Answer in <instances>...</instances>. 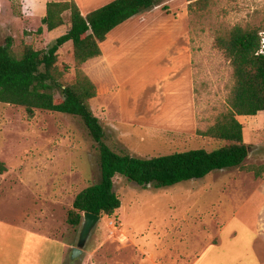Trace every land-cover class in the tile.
I'll return each instance as SVG.
<instances>
[{"label":"rangeland","instance_id":"374dc122","mask_svg":"<svg viewBox=\"0 0 264 264\" xmlns=\"http://www.w3.org/2000/svg\"><path fill=\"white\" fill-rule=\"evenodd\" d=\"M45 1L33 0L29 12L23 0H0V44L12 38L15 53L25 41L47 51L67 26L37 33ZM189 3L159 0L156 5H161L158 15L165 18L163 26L178 32L179 46L191 34L195 98L184 114L177 111L181 104L176 108V103L157 97L149 101L145 92L131 93L141 88V77L152 80L163 75L146 69L143 58L151 40L143 37L149 23L144 18L142 28L132 22L112 32L101 43L102 55L83 65L98 90L91 107L105 127L107 144L118 152L150 158L197 148L211 151L220 145L197 133L214 123L233 84L231 68L213 47V40L218 30L237 24L264 27V0H208L205 8L193 11ZM162 17L157 19L160 25ZM58 53L57 64L61 69L67 66L64 80L70 82L75 76L72 42ZM132 76L138 80L136 87ZM239 120L250 149L242 167L214 170L201 179L159 188L115 176L114 190L122 202L117 215L128 235L145 246L154 245L168 239V229L179 224L192 253L205 248L208 235L219 243L215 245L217 264H264V173L257 177L252 169L264 167V112ZM100 178L97 144L80 118L37 110L28 119L23 107L0 103V242L18 234L21 240L44 241L51 234L52 239L56 236L76 246L83 220L79 226L68 224V212L76 195ZM198 220L209 223L207 232ZM108 225L116 234L118 217L102 218L93 239L108 231ZM51 248L42 250L54 253ZM57 250L61 251V245ZM33 251L27 248L28 255Z\"/></svg>","mask_w":264,"mask_h":264},{"label":"trees","instance_id":"16d2710c","mask_svg":"<svg viewBox=\"0 0 264 264\" xmlns=\"http://www.w3.org/2000/svg\"><path fill=\"white\" fill-rule=\"evenodd\" d=\"M189 11L205 8L208 0H188ZM159 0H113L83 15L75 0L49 1L42 26L49 32L67 26L47 50L35 49L23 42L20 52L13 50L12 38L0 44V103L24 108L28 119L37 110L64 113L78 117L97 144L101 178L80 191L68 212L67 222L79 226L85 211L104 217H118L122 202L114 190L117 174L141 185L167 187L192 179H201L214 170L242 167L249 156L239 116H255L264 112V55L260 49V32L264 27L237 24L218 30L213 47L221 52L231 68L232 87L226 103L213 124L198 129L203 137L220 143L214 150L205 148L177 151L168 155L141 158L118 152L106 142V130L91 107L98 95L97 86L83 65L102 55L101 43L119 25L144 11ZM72 42L75 76L64 80L67 66L58 63L59 49ZM257 177L264 167L252 168Z\"/></svg>","mask_w":264,"mask_h":264},{"label":"crops","instance_id":"0c3cea01","mask_svg":"<svg viewBox=\"0 0 264 264\" xmlns=\"http://www.w3.org/2000/svg\"><path fill=\"white\" fill-rule=\"evenodd\" d=\"M23 1L24 8H27V10L31 12L29 8L33 0ZM75 1L80 7L82 14L86 15L90 11L106 5L113 0ZM47 3L48 0L45 1L44 10L42 12L44 14L43 17L46 13ZM159 9L161 11V5L156 6L150 11H144L143 15L142 13L135 15L112 30L108 36L116 29L123 28L132 22H137L142 28L143 25L140 23L142 21L141 18H144V21L148 20L147 22L149 23L145 26L147 30L144 32L145 35L143 37L147 40H151L150 43H148L151 47L147 49L143 59L147 70H160L163 72V75L160 78L152 80L141 77L139 82V87L141 88L137 90L133 89L131 93L132 95H137L138 92L136 91L139 90L141 93L145 92L144 95L148 97L149 101H153L154 98L157 97L164 102L176 103V108L178 104H181L182 109L177 111L184 114L187 110L185 108L188 103L194 101L195 98V82L191 66V34L188 33L187 41L183 43L182 47L179 46L176 41L178 32L163 26L165 18L164 16L162 17V14L158 15ZM159 17H162L160 20V23H162L161 25L157 22ZM155 22L158 23L156 27H154ZM154 39L159 40L154 41ZM101 49L103 52L102 46ZM116 52H118V50H116ZM180 55H182L184 60H181ZM100 82L105 81L100 79ZM131 82H133L135 87L138 86L136 85L137 83H135L138 82V80H134L133 76ZM133 85L131 86L133 87ZM132 87L130 88L132 89ZM132 104L133 103H131V105ZM178 116L182 115L178 114ZM118 221L120 225L116 234L111 232L112 230H110L109 225L108 231L106 230L104 234L98 235L94 239L95 232H93L84 248V253L76 260L70 258L71 249L75 245L60 240L56 236L52 239L53 235L51 234H49L50 236L48 235L49 237L44 236V239H46L44 241H28L26 238L21 240L19 234L15 235L16 238L14 239L6 238L0 242V264H217L218 262V258L215 254L217 247L215 245H219V243L214 242L217 237L212 239V237L206 235L205 248L198 253H192L191 248H189V245L181 235L182 228L179 227V224H176L177 226L168 229V239L159 241L154 245L150 244L149 246H145L143 243H140L137 238L127 234L124 229L125 224L119 215ZM197 222L206 228L202 229L203 231H208L207 225L209 223L205 220H198ZM15 229L27 232L25 228L20 226H15ZM209 238H211V240ZM59 245H61V251L57 250ZM43 246L51 251H53L51 247H54V253L49 251V254L47 253L48 251H43ZM28 247L34 248L33 254H27Z\"/></svg>","mask_w":264,"mask_h":264},{"label":"water","instance_id":"95a60500","mask_svg":"<svg viewBox=\"0 0 264 264\" xmlns=\"http://www.w3.org/2000/svg\"><path fill=\"white\" fill-rule=\"evenodd\" d=\"M101 220V216L94 214L92 212L85 211L83 213V223L82 229L79 235L78 243L76 246H73L71 249L70 258L72 260H76L81 257L84 253V248L99 221Z\"/></svg>","mask_w":264,"mask_h":264},{"label":"built area","instance_id":"2783aa9c","mask_svg":"<svg viewBox=\"0 0 264 264\" xmlns=\"http://www.w3.org/2000/svg\"><path fill=\"white\" fill-rule=\"evenodd\" d=\"M261 44L257 54L264 55V33H261ZM118 229V227H116ZM113 233V230L111 231Z\"/></svg>","mask_w":264,"mask_h":264}]
</instances>
